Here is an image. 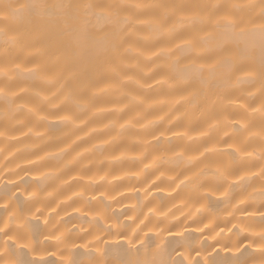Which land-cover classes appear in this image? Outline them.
<instances>
[{
  "label": "clouds",
  "instance_id": "1",
  "mask_svg": "<svg viewBox=\"0 0 264 264\" xmlns=\"http://www.w3.org/2000/svg\"><path fill=\"white\" fill-rule=\"evenodd\" d=\"M28 2L0 0V264H264V0Z\"/></svg>",
  "mask_w": 264,
  "mask_h": 264
},
{
  "label": "bare ground",
  "instance_id": "2",
  "mask_svg": "<svg viewBox=\"0 0 264 264\" xmlns=\"http://www.w3.org/2000/svg\"><path fill=\"white\" fill-rule=\"evenodd\" d=\"M6 7L12 9V16L15 17L19 21H23L27 18V15L30 11V5L28 0H5ZM223 7H225V4H221L218 7V11L222 10ZM245 15L249 13V10H243ZM15 25H9L10 30L14 28ZM227 49V46H226ZM85 75L87 76L89 73V69H85ZM9 88H15L18 86H26L29 91L25 92L21 96L17 97L18 101H31L33 97L30 94V90L38 87V83L31 79H25L23 81L15 80L11 81L7 85ZM103 98H97V102H101ZM48 132L47 135L50 138L49 143L44 145L43 147L46 149L55 148L58 145L65 142L67 139L66 133L68 132V129L58 122L49 123L47 125ZM23 184L26 186L30 185V181L28 178H25L24 181H22ZM18 185H12L9 186L7 184H4L0 186V196H6L8 195L12 190H14ZM16 201L20 205V207L26 208L30 206L29 201H24L22 197H20L19 194L16 196ZM219 201L216 202H210V206L217 207L219 206ZM32 228L36 234H39L42 231V226L40 225L39 221L32 223ZM247 251V250H245ZM117 258L124 259V255L120 253L118 250L113 253ZM243 255V254H242ZM92 258V253L85 252L79 248L75 250L73 253V264H88V261ZM241 257H232L230 254H221L219 251L213 254V256L209 257L212 264H232V261L234 259L238 260ZM18 264H32V261L30 260L29 254L26 250L20 249L19 254L17 256ZM51 258H49V261H46L45 264H50Z\"/></svg>",
  "mask_w": 264,
  "mask_h": 264
}]
</instances>
